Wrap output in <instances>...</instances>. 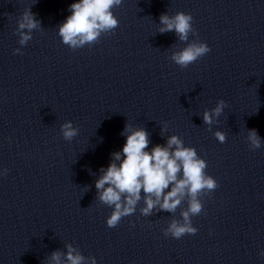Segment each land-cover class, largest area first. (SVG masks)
<instances>
[{"label": "clouds", "instance_id": "obj_1", "mask_svg": "<svg viewBox=\"0 0 264 264\" xmlns=\"http://www.w3.org/2000/svg\"><path fill=\"white\" fill-rule=\"evenodd\" d=\"M121 4L122 0H78L70 4L71 14L58 30L62 43L76 50L98 42L102 34L118 27L119 21L112 9ZM192 20L193 17L184 12L173 16L162 14L158 31L161 34L174 31L179 41L186 42L189 33L196 35ZM17 24L18 43L24 46L32 39V31L39 29L40 21L28 9L22 13ZM209 51L207 44L193 41L174 51L170 58L176 65L186 68ZM14 54H22L21 49H15ZM226 107V101L221 99L214 108L203 112V123L209 126L210 131ZM165 130L166 126L161 128L162 135ZM61 134L66 141H71L78 135V129L68 121L61 125ZM121 135H126L122 150L111 154V162L107 168L100 169L101 175L95 181L96 199L113 209L107 218V226L115 228L122 218L133 215L142 199L145 206L140 208V213L145 217L151 216L154 210L175 214L182 202L187 200V208L180 212L181 219H171L163 233L175 239L196 234L198 229L192 225L191 217L201 214L202 198L219 186L213 177L205 173L206 161L198 156L195 148L186 147L177 135L169 136L166 144H157L150 151L149 134L144 128L126 124ZM214 136L220 143L226 140L222 131H215ZM247 140L250 149L261 147L262 140L255 129L248 131ZM65 247V253L56 251L51 254L49 264H96L94 257H85L72 244ZM260 255L264 256V251Z\"/></svg>", "mask_w": 264, "mask_h": 264}]
</instances>
